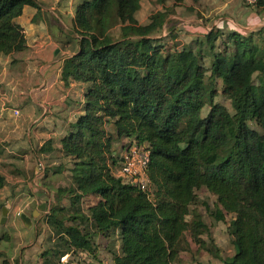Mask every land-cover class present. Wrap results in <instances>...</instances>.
<instances>
[{"label": "trees", "instance_id": "obj_1", "mask_svg": "<svg viewBox=\"0 0 264 264\" xmlns=\"http://www.w3.org/2000/svg\"><path fill=\"white\" fill-rule=\"evenodd\" d=\"M141 1L79 0L74 7L77 49L64 59L61 78L87 89L83 114L59 147L47 141L39 149L71 161V185L59 189L46 214L56 236L46 253L54 264L70 251L94 254L90 235L117 230L111 264H173L186 232L197 243L208 232L202 219H187L204 188L221 207L218 220L233 214L235 253L220 264H264V27L247 34L213 27L186 46L169 19L184 0L170 7L155 0L163 9L145 24L136 18ZM25 6L37 0H0V55L25 49L16 22ZM252 7L264 11V0ZM218 82L231 111L214 102ZM125 139L149 146V194L113 174ZM4 183L0 173V188ZM64 192L69 208L61 204ZM86 196L96 201L84 214L79 201ZM0 264H8L2 251Z\"/></svg>", "mask_w": 264, "mask_h": 264}, {"label": "crops", "instance_id": "obj_2", "mask_svg": "<svg viewBox=\"0 0 264 264\" xmlns=\"http://www.w3.org/2000/svg\"><path fill=\"white\" fill-rule=\"evenodd\" d=\"M196 2L202 6L200 14L205 18L226 14L213 16L210 22L204 21L208 24H202L201 31L216 27L247 34L264 27V11L257 12L243 0ZM74 7V0H37V7L25 6L16 19L23 29L25 49L0 55V173L5 179L0 188V251L8 264L49 261L54 264L46 253L56 241L53 229L46 223L50 206L41 201L45 194L50 198L52 188L38 182L42 176L37 175L36 168L48 156L39 152L42 145L52 141L53 147L58 148L69 125L83 114L87 85L76 81L65 83L61 78L64 59L77 49L66 48L70 42H75ZM175 16L176 10L169 19L174 20ZM32 172L35 177H30ZM49 174L45 176L48 178ZM41 204H45V208L36 214ZM20 213L30 218V224L19 217ZM71 224L72 221L66 222V225ZM89 240L94 245V254L70 251L55 263L111 264L114 255L119 253L117 230L108 235L91 234ZM114 241L115 251L112 250Z\"/></svg>", "mask_w": 264, "mask_h": 264}, {"label": "rangeland", "instance_id": "obj_3", "mask_svg": "<svg viewBox=\"0 0 264 264\" xmlns=\"http://www.w3.org/2000/svg\"><path fill=\"white\" fill-rule=\"evenodd\" d=\"M79 0H74V5ZM172 0H169L165 6H171ZM192 8V10L189 9ZM197 2H192L191 0H186L183 2V6L176 9V18L173 17L174 28L177 34V41L182 45H192L198 39H200L206 30L201 31L199 27L202 24L206 25L204 21L210 22L211 19L217 16H224L225 13H218L215 15H210V17H203L200 12L203 13ZM162 6L158 5L155 0H142L140 7L136 13V18L139 23L145 24L148 22L150 16L154 15L156 12L161 11ZM177 17H180L179 19ZM200 21V22H199ZM167 26L164 28L165 37L167 33ZM69 39L68 41H70ZM75 42L66 45L68 50H74L77 48L76 38ZM167 40V38H166ZM167 43L171 45V42L167 40ZM204 53V63L208 65V59L210 54L208 49L203 47ZM260 81V76L255 75L253 77V83L258 84ZM217 95L214 98V102L223 105L227 110L231 111L230 101L221 92L220 82L217 86ZM208 110L206 107L203 111V115ZM251 128L259 130L255 124H250ZM105 131L110 130V122H107L104 126ZM119 144H117V149ZM41 166L37 167V175L42 176L38 178V182L44 186L52 188V192L49 193L50 198L46 194L41 199L42 202H46L49 206L55 203V196L58 194L59 189L68 188L71 185V178L69 169L71 168V161L69 158L62 156L59 151H54L48 153V156L43 158ZM115 169V168H114ZM113 169V170H114ZM45 171L48 174V178L45 176ZM30 177H35L34 172L31 173ZM68 193H62L61 204L63 207L69 208ZM40 201V200H39ZM96 201V197L86 196L82 198L79 203L81 208L86 211L87 207L92 205ZM2 204L0 203V206ZM47 206V205H46ZM222 211L221 207L217 203L216 197L209 193L206 189L201 188L196 191V200L190 207V215L188 216V221H191L194 217L202 219V221L207 226L208 232L200 235V243L193 241L189 234L186 232L178 245V255L174 260L173 264H220L224 261H229L235 253V247L233 244L232 236L229 232V223L233 218V214L223 212V219H217V212ZM1 215V209H0ZM115 241L112 244V250L115 251Z\"/></svg>", "mask_w": 264, "mask_h": 264}, {"label": "built area", "instance_id": "obj_4", "mask_svg": "<svg viewBox=\"0 0 264 264\" xmlns=\"http://www.w3.org/2000/svg\"><path fill=\"white\" fill-rule=\"evenodd\" d=\"M243 1L248 6H254L257 2V0ZM149 163V146L134 139H125L119 144L118 162L115 169L113 168V174L120 178L122 183L149 194L151 189L148 176Z\"/></svg>", "mask_w": 264, "mask_h": 264}, {"label": "water", "instance_id": "obj_5", "mask_svg": "<svg viewBox=\"0 0 264 264\" xmlns=\"http://www.w3.org/2000/svg\"><path fill=\"white\" fill-rule=\"evenodd\" d=\"M44 208H45V204H41V205H39L38 208H37V210L35 211V213L38 214L39 211H43ZM5 212H6V211H5V208H3V209H2V215H3V217L5 216ZM19 217H20L23 221H25L27 224H30V218H29L28 216H26L24 213H20V214H19ZM1 222H3V221H1Z\"/></svg>", "mask_w": 264, "mask_h": 264}]
</instances>
